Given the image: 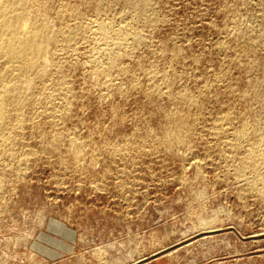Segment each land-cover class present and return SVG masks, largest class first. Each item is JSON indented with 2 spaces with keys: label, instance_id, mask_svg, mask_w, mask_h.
Masks as SVG:
<instances>
[{
  "label": "rangeland",
  "instance_id": "1",
  "mask_svg": "<svg viewBox=\"0 0 264 264\" xmlns=\"http://www.w3.org/2000/svg\"><path fill=\"white\" fill-rule=\"evenodd\" d=\"M0 16V264H264V0Z\"/></svg>",
  "mask_w": 264,
  "mask_h": 264
},
{
  "label": "bare ground",
  "instance_id": "2",
  "mask_svg": "<svg viewBox=\"0 0 264 264\" xmlns=\"http://www.w3.org/2000/svg\"><path fill=\"white\" fill-rule=\"evenodd\" d=\"M9 8V0H0V14L2 13V16H3V13L5 11H7V9ZM11 9V8H10ZM15 9V8H14ZM14 11V10H13ZM12 11V12H13ZM11 12V11H10ZM1 17V16H0ZM4 19V17H3ZM11 19V17L9 18ZM0 26L2 29L4 28H9L10 27V21L5 19L3 20L2 22H0ZM17 27V26H15ZM14 29V28H13ZM18 29V28H17ZM32 29V28H31ZM7 31V29H5ZM16 29H14L12 32H10V36L8 35V38H6L4 40V37L3 35L0 34V41L5 44V45H0L3 46V48H7V50H9L11 53L15 54V55H24L25 57L28 58L27 61H32L33 57L31 59H29V55L31 53V51L33 50H39L41 47H40V44L37 42V40L35 39L34 36H32V34H29V35H26V34H22V32L18 31V32H15ZM5 31V32H6ZM25 31V30H24ZM30 31V30H29ZM32 31L34 32V30L32 29ZM1 32V30H0ZM21 34H20V33ZM28 32V31H26ZM31 35V36H30ZM3 36V37H2ZM5 42H3V41ZM1 51V50H0ZM2 52V51H1ZM4 52V51H3ZM23 58V57H22ZM24 59V58H23Z\"/></svg>",
  "mask_w": 264,
  "mask_h": 264
}]
</instances>
